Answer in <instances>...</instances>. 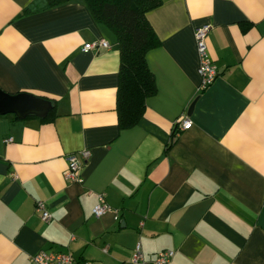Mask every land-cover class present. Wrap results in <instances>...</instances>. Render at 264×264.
<instances>
[{
    "label": "crops",
    "instance_id": "0c3cea01",
    "mask_svg": "<svg viewBox=\"0 0 264 264\" xmlns=\"http://www.w3.org/2000/svg\"><path fill=\"white\" fill-rule=\"evenodd\" d=\"M147 18L156 91L119 128L112 30L84 0H0V88L55 105L46 121L0 113V264H35L40 249L134 264L137 241L145 264L163 248L166 264H264V0H162ZM203 23L218 74L199 89ZM97 38L110 46L82 49ZM182 115L192 123L177 131ZM83 148L82 180L65 179L67 154ZM99 193L112 209L96 217Z\"/></svg>",
    "mask_w": 264,
    "mask_h": 264
},
{
    "label": "trees",
    "instance_id": "16d2710c",
    "mask_svg": "<svg viewBox=\"0 0 264 264\" xmlns=\"http://www.w3.org/2000/svg\"><path fill=\"white\" fill-rule=\"evenodd\" d=\"M53 6L67 0H44ZM92 17L115 35L119 50L116 112L119 128L136 124L144 113L145 99L156 91L155 79L146 62V51L160 42L147 18V12L162 0H84ZM30 11L29 7L21 13ZM48 98V97H45ZM50 99V98H48ZM51 101V99H50ZM52 105L42 121L55 115ZM34 114H28L32 116Z\"/></svg>",
    "mask_w": 264,
    "mask_h": 264
},
{
    "label": "built area",
    "instance_id": "2783aa9c",
    "mask_svg": "<svg viewBox=\"0 0 264 264\" xmlns=\"http://www.w3.org/2000/svg\"><path fill=\"white\" fill-rule=\"evenodd\" d=\"M210 28L209 23H203L194 28V40L197 51V71L200 75V81L198 88L205 89L216 78L218 74V67L214 60L211 58L207 44L206 37ZM110 43L104 38H97L92 41L85 42L82 45L83 50L97 49L98 47H109ZM192 123L190 116L182 115L178 117L176 121V130L179 131L188 127ZM10 139V138H9ZM90 151L88 149H79L77 151L67 154V165L63 170V176L67 180L81 181L80 168L85 159L89 156ZM112 206L104 199L103 193H99L97 201L92 205V214L96 217L102 215L108 210H111ZM36 210L40 212L43 220H49L51 214L47 209L43 200L36 202ZM174 255V250L170 248H163L156 251L154 257L151 259L153 264H166ZM35 264H86V262L77 263V259L73 256L69 250L53 251L49 249H40L31 255ZM131 263L145 264L148 261L145 258L142 244L137 241L133 247L132 253L129 258Z\"/></svg>",
    "mask_w": 264,
    "mask_h": 264
},
{
    "label": "water",
    "instance_id": "95a60500",
    "mask_svg": "<svg viewBox=\"0 0 264 264\" xmlns=\"http://www.w3.org/2000/svg\"><path fill=\"white\" fill-rule=\"evenodd\" d=\"M194 101L191 102L188 113L192 110ZM52 103L50 99L28 91L8 92L0 88V113L12 112L18 118L28 114L44 116Z\"/></svg>",
    "mask_w": 264,
    "mask_h": 264
}]
</instances>
